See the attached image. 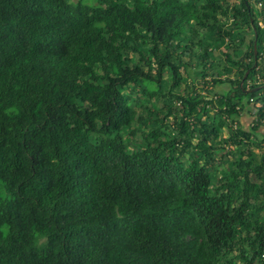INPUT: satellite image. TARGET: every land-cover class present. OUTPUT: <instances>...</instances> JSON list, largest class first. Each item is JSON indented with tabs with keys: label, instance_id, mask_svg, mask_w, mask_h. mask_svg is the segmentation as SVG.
<instances>
[{
	"label": "trees",
	"instance_id": "trees-1",
	"mask_svg": "<svg viewBox=\"0 0 264 264\" xmlns=\"http://www.w3.org/2000/svg\"><path fill=\"white\" fill-rule=\"evenodd\" d=\"M0 264H264V0H0Z\"/></svg>",
	"mask_w": 264,
	"mask_h": 264
},
{
	"label": "rangeland",
	"instance_id": "rangeland-1",
	"mask_svg": "<svg viewBox=\"0 0 264 264\" xmlns=\"http://www.w3.org/2000/svg\"><path fill=\"white\" fill-rule=\"evenodd\" d=\"M221 88L219 87V88H217V91H219ZM241 120H242V122L244 123V124H247V122H248V119L247 118H244V116H242L241 117ZM248 125V124H247ZM249 126V125H248Z\"/></svg>",
	"mask_w": 264,
	"mask_h": 264
}]
</instances>
